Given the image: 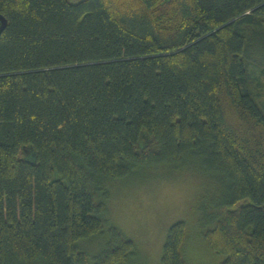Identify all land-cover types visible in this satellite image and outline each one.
I'll list each match as a JSON object with an SVG mask.
<instances>
[{
    "label": "trees",
    "instance_id": "1",
    "mask_svg": "<svg viewBox=\"0 0 264 264\" xmlns=\"http://www.w3.org/2000/svg\"><path fill=\"white\" fill-rule=\"evenodd\" d=\"M0 13V264H134L109 184L165 166L219 190L203 237L221 264H264V0ZM187 233L169 227L162 264H186Z\"/></svg>",
    "mask_w": 264,
    "mask_h": 264
},
{
    "label": "rangeland",
    "instance_id": "2",
    "mask_svg": "<svg viewBox=\"0 0 264 264\" xmlns=\"http://www.w3.org/2000/svg\"><path fill=\"white\" fill-rule=\"evenodd\" d=\"M256 54L264 59V37ZM109 185L108 218L136 243L138 259L134 264H162L169 227L180 220L187 222L186 264H221L223 256L203 237L211 225L206 215L213 210L219 191L208 179L189 169L165 166ZM101 243L96 251L104 247Z\"/></svg>",
    "mask_w": 264,
    "mask_h": 264
},
{
    "label": "water",
    "instance_id": "3",
    "mask_svg": "<svg viewBox=\"0 0 264 264\" xmlns=\"http://www.w3.org/2000/svg\"><path fill=\"white\" fill-rule=\"evenodd\" d=\"M7 23H8V20H7L6 16L4 14L0 13V35L4 31L5 27L7 26ZM33 150H34V148H33ZM30 151H31L30 149H26V152H30Z\"/></svg>",
    "mask_w": 264,
    "mask_h": 264
}]
</instances>
